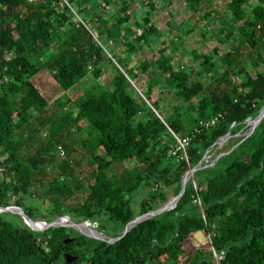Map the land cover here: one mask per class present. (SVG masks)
<instances>
[{"label": "trees", "instance_id": "16d2710c", "mask_svg": "<svg viewBox=\"0 0 264 264\" xmlns=\"http://www.w3.org/2000/svg\"><path fill=\"white\" fill-rule=\"evenodd\" d=\"M176 1L0 0V208H20L35 222L98 225L117 239L136 218L178 197L201 166L176 206L113 244L72 228L35 232L2 213L0 264H215L216 254L222 264H264V120L247 136L264 108V0L227 5L230 19L219 34L225 52L200 57L207 81L176 61L191 31L171 38V47L157 39L153 17ZM213 1L185 3L209 24ZM139 53L157 59L126 64ZM41 74L65 93L88 78L96 86L55 112L35 83ZM106 74L110 81L99 83ZM182 108L197 113L195 129L176 118ZM214 118L208 128L200 124ZM57 122L79 129L81 162L59 158ZM174 134L189 140L187 158L173 155ZM85 165L89 180L75 176ZM120 169L130 177L118 176ZM199 232L208 243L194 244ZM66 255L78 260L68 263Z\"/></svg>", "mask_w": 264, "mask_h": 264}, {"label": "rangeland", "instance_id": "374dc122", "mask_svg": "<svg viewBox=\"0 0 264 264\" xmlns=\"http://www.w3.org/2000/svg\"><path fill=\"white\" fill-rule=\"evenodd\" d=\"M233 0H214L213 4L210 5L209 11L213 13L212 22L207 23L208 21H204L202 15H193L187 7L185 0L176 1L172 8H161L153 17V22L157 26L159 30V34L157 39L159 41L167 42L170 46L173 37L177 35L185 34L188 31H191V34H187L189 37L187 42V52L183 51L180 54H177V64L179 66L191 67L195 69L196 76L200 80L205 79L206 81L210 78L207 73V70L203 68L202 61L200 57L209 56L216 60L217 52H225V47L223 40L221 37L220 31L224 25V22L228 23V19H230L229 13L227 11V5ZM138 12L142 14V4L137 6ZM205 29H208L210 34L205 40L202 36V33ZM143 31V30H142ZM233 45V44H232ZM171 47V46H170ZM191 50V51H190ZM248 50H246L247 52ZM145 54L139 53L137 55L131 56L126 60V64L131 65L133 63H138L140 61H146L148 63L154 62L157 59V55L155 53H150L148 56H144ZM110 77L108 74L103 76L99 83L106 84L110 81ZM36 85L41 89L43 95L50 103L52 109L55 112H64L68 110V106L65 105L66 100L68 99H77L80 94H87L91 90L95 88V81L93 79H86L83 81L75 90L65 93L61 91L57 84L53 81V79L47 75L41 74L35 81ZM159 92L153 91V97H158ZM59 116V115H58ZM61 116V115H60ZM176 118L181 122L184 128L187 130H193L197 127V113H192L187 108H182L177 114ZM57 120V118H56ZM56 129H58V138L61 140V144L58 147V155L59 158L62 159H70V161L81 162L83 160V150L81 149V145L79 143V129L78 128H70L69 126L59 125L57 122ZM61 126V127H60ZM81 126L85 131H89L87 124L82 123ZM43 139L47 140L49 138L48 133L43 134ZM227 141H224L222 144H219V150H221V154L219 157L224 156L226 151ZM66 145V147H63ZM226 152V153H225ZM225 153V154H222ZM217 154H213L209 158L210 161L214 160ZM76 166V165H74ZM77 173L75 176L84 177L89 180L90 177V167L83 166L82 169L77 166ZM118 176H122L129 178L130 173L125 172L120 169L117 171ZM145 193L141 195H137L134 198L133 209L138 211V207L141 204V201L144 199ZM36 204L39 202L34 200ZM9 218L15 222H18L19 219L13 215L9 216ZM91 229H98V225H89ZM107 236V235H106ZM108 237V236H107ZM209 239L207 235L203 232L196 233L193 237L194 244H206Z\"/></svg>", "mask_w": 264, "mask_h": 264}, {"label": "water", "instance_id": "95a60500", "mask_svg": "<svg viewBox=\"0 0 264 264\" xmlns=\"http://www.w3.org/2000/svg\"><path fill=\"white\" fill-rule=\"evenodd\" d=\"M264 120V108L261 110L259 116L254 120L248 123L249 126V132L247 133V136H251L255 130L257 129V127L261 124V122ZM230 139L229 136L225 137L224 139H222L221 141L218 142L219 144H222L224 141H228ZM208 153L205 156V159L207 158ZM203 160V161H204ZM198 169H201V166H199L197 169H193L191 172L188 173V175L185 177L184 182H183V189L181 194L172 199L171 201H169L165 206H163L162 208H160L159 210L149 213L147 215L144 216H140L138 218H136L132 223H130L125 231L123 232L122 236L120 238L117 239H113L107 236H104L103 234H101L100 232L91 229L89 227V224H76L75 222H73L70 218H62V219H58L52 223H41V222H35L32 219H30L26 213L20 209V208H16V207H10V208H6V209H2L0 208V214L2 213H12L14 215H18L20 216L25 224L33 231L35 232H45L47 230H49L50 228H72L74 230H76L77 232H79L80 234L91 238V239H96L99 241H106L109 242L111 244L116 243L118 241H120L123 237H125L135 226H137L138 224L145 222L147 220H150L158 215L164 214L168 211H170L174 206H176V204L180 201V199L183 197V195L185 194V190L187 187V184L189 183V181L192 179L193 175L197 172ZM38 225H43L44 228L43 229H37L36 227ZM88 228V229H87ZM72 240L69 239L67 240L65 243L69 244L71 243ZM65 259L67 260L68 263H74L76 260H78V258L73 257L72 255H66Z\"/></svg>", "mask_w": 264, "mask_h": 264}, {"label": "built area", "instance_id": "2783aa9c", "mask_svg": "<svg viewBox=\"0 0 264 264\" xmlns=\"http://www.w3.org/2000/svg\"><path fill=\"white\" fill-rule=\"evenodd\" d=\"M142 34H143V31L139 30L138 31V35L141 36ZM217 121H218V118H214V119L210 120L207 123L201 122L200 124L202 126H205V127L208 128V127L214 125ZM174 136L177 139L178 145H177L176 151L173 153V155H176L178 152H182L184 154V157L187 158V147L189 146V140L188 139L179 138L175 134H174ZM196 203L198 205H200V201L199 200L196 201ZM223 260H224L223 256H220V255L216 254V256H215V264H222ZM162 264H166V263H162Z\"/></svg>", "mask_w": 264, "mask_h": 264}, {"label": "bare ground", "instance_id": "6f19581e", "mask_svg": "<svg viewBox=\"0 0 264 264\" xmlns=\"http://www.w3.org/2000/svg\"><path fill=\"white\" fill-rule=\"evenodd\" d=\"M36 228H37V229H43L44 226H43V225H38ZM87 229H88V228H87Z\"/></svg>", "mask_w": 264, "mask_h": 264}, {"label": "crops", "instance_id": "0c3cea01", "mask_svg": "<svg viewBox=\"0 0 264 264\" xmlns=\"http://www.w3.org/2000/svg\"><path fill=\"white\" fill-rule=\"evenodd\" d=\"M198 245H200V244H198Z\"/></svg>", "mask_w": 264, "mask_h": 264}]
</instances>
